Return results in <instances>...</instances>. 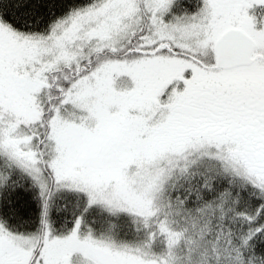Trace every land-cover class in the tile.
Segmentation results:
<instances>
[{"label": "snow or ice", "instance_id": "obj_1", "mask_svg": "<svg viewBox=\"0 0 264 264\" xmlns=\"http://www.w3.org/2000/svg\"><path fill=\"white\" fill-rule=\"evenodd\" d=\"M0 264H264V0H0Z\"/></svg>", "mask_w": 264, "mask_h": 264}]
</instances>
